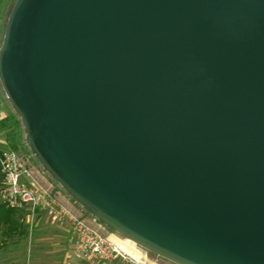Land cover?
<instances>
[{"label":"water","instance_id":"obj_1","mask_svg":"<svg viewBox=\"0 0 264 264\" xmlns=\"http://www.w3.org/2000/svg\"><path fill=\"white\" fill-rule=\"evenodd\" d=\"M0 83L102 223L178 264H264V0H15Z\"/></svg>","mask_w":264,"mask_h":264},{"label":"built area","instance_id":"obj_2","mask_svg":"<svg viewBox=\"0 0 264 264\" xmlns=\"http://www.w3.org/2000/svg\"><path fill=\"white\" fill-rule=\"evenodd\" d=\"M32 156L13 149L6 139H0V166L4 175L0 200L12 207H27L31 228L41 215L53 225L68 228L73 256L85 264H167L159 260L160 255L117 233L97 218L80 214L63 200L55 187L43 180Z\"/></svg>","mask_w":264,"mask_h":264},{"label":"rangeland","instance_id":"obj_3","mask_svg":"<svg viewBox=\"0 0 264 264\" xmlns=\"http://www.w3.org/2000/svg\"><path fill=\"white\" fill-rule=\"evenodd\" d=\"M14 2L15 0H0V24L3 28L2 33H0V46L4 36L7 19ZM9 112H15V109L10 103L0 83V118L7 115ZM21 130L23 144H21V146H19L16 150L21 153L33 155L32 161L40 171L43 180L55 187V189L59 191L62 196H64L74 207L81 210L85 216L93 218L94 215L81 207L77 201L69 195L62 184L56 181L39 159L36 158L27 142L24 125H22ZM3 137L4 136L0 134V139ZM27 219L29 225V236L23 240L9 242L7 246L0 248V264H82L80 263V260L73 256L72 251V259L70 260V257L66 258V254L70 252V246L63 242L64 239L69 236L67 228L61 229L54 226L44 215L39 216V218L36 219L34 226H32L33 228H31V222H29L30 219L28 215ZM65 245L68 247V250L67 247H65L66 251L64 250ZM158 258L160 261L167 264H178L162 256Z\"/></svg>","mask_w":264,"mask_h":264},{"label":"trees","instance_id":"obj_4","mask_svg":"<svg viewBox=\"0 0 264 264\" xmlns=\"http://www.w3.org/2000/svg\"><path fill=\"white\" fill-rule=\"evenodd\" d=\"M2 31L3 28L0 24V33ZM22 125V120L16 111L9 112L6 116L0 118V134L4 136L3 138L8 141L13 149H18L23 144ZM3 181L4 175L0 166V185L3 184ZM27 215V207H12L0 200V248L7 246L9 242L23 240L29 236Z\"/></svg>","mask_w":264,"mask_h":264},{"label":"crops","instance_id":"obj_5","mask_svg":"<svg viewBox=\"0 0 264 264\" xmlns=\"http://www.w3.org/2000/svg\"><path fill=\"white\" fill-rule=\"evenodd\" d=\"M6 116V115H5ZM2 117H4V116H2ZM1 117V118H2ZM61 197L63 198V200H65L68 204H70L71 206H73L64 196H62L61 195ZM74 207V206H73ZM76 209H77V211L80 213V214H83V215H85L84 213H82V211L81 210H79L77 207H75ZM43 216V215H42ZM87 217H89V216H87ZM41 219V218H40ZM54 226H57V225H54ZM58 228H61V229H64V228H66V227H61V226H57ZM67 231L69 232V236L67 237V238H65L64 239V243L66 244H68V246H70V252H68L67 254H66V258L67 257H70V260L72 259V257H71V251L73 252V241H72V235H71V232H70V230L67 228ZM65 247H67L66 245L64 246V250H65ZM67 250H68V247H67ZM66 251V250H65ZM80 263H82V264H85V263H83L82 261H80Z\"/></svg>","mask_w":264,"mask_h":264}]
</instances>
